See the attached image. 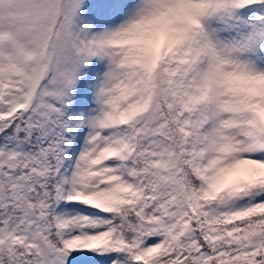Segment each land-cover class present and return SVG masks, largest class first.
<instances>
[{"label": "snow or ice", "instance_id": "6c2138e0", "mask_svg": "<svg viewBox=\"0 0 264 264\" xmlns=\"http://www.w3.org/2000/svg\"><path fill=\"white\" fill-rule=\"evenodd\" d=\"M0 264H264V0H0Z\"/></svg>", "mask_w": 264, "mask_h": 264}]
</instances>
